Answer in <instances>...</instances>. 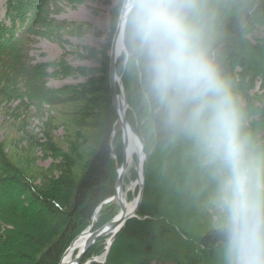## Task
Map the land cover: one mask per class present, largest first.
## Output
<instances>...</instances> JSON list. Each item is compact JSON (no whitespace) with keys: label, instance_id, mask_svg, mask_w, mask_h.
<instances>
[{"label":"trees","instance_id":"trees-1","mask_svg":"<svg viewBox=\"0 0 264 264\" xmlns=\"http://www.w3.org/2000/svg\"><path fill=\"white\" fill-rule=\"evenodd\" d=\"M61 1L7 0L5 21L0 24V104L10 112L8 105L20 103L15 112L25 134L31 133L28 120L36 116L41 122L45 140L41 147L54 161L51 167L56 172L48 177L42 172V181L37 184L12 161L0 142V194L6 193L0 195V264H60L73 241L89 227L98 208L116 192L117 166L113 157L117 155L122 163L124 148L120 133L113 146L118 141L122 146L118 145L117 153L112 150V126L117 117L111 99L109 56L103 54L104 60L100 61V53L86 50L87 56H80L82 59L100 63L92 68L74 67L66 55L35 65L30 56L33 36L61 40L62 35H71L67 34L69 30H82V26L57 19ZM66 1L70 5L82 3ZM200 3L211 55L231 85L244 132L264 146V93H253L258 83L264 88V37L259 36L264 34V0ZM255 33L259 34L250 41L248 37ZM124 45L126 54L119 60L117 72L129 103L127 122L144 146L145 186L137 218L119 232L103 264H222L218 211L211 202L216 188L211 166L204 163L193 140L168 123L164 108L149 86L146 60L131 38L129 19ZM78 77L87 80L59 89L48 85L53 79ZM30 107L34 108L31 114L36 115L22 118L23 111ZM98 107L105 109L99 129L90 125L92 110ZM60 121L71 125L75 135L65 131L63 141L56 137ZM92 130L97 134H91ZM95 138L100 141L78 175L77 157ZM172 172L181 176L187 172L201 179L187 186L194 192L187 202L180 187L172 181L167 183ZM163 186L177 199L163 204L151 197V187L162 191ZM111 207L102 206L97 229L113 219L108 213ZM100 239L82 264L104 252L106 240Z\"/></svg>","mask_w":264,"mask_h":264},{"label":"clouds","instance_id":"clouds-1","mask_svg":"<svg viewBox=\"0 0 264 264\" xmlns=\"http://www.w3.org/2000/svg\"><path fill=\"white\" fill-rule=\"evenodd\" d=\"M202 17L200 0H131L130 34L168 123L211 166L222 264H264V146L244 132Z\"/></svg>","mask_w":264,"mask_h":264},{"label":"rangeland","instance_id":"rangeland-1","mask_svg":"<svg viewBox=\"0 0 264 264\" xmlns=\"http://www.w3.org/2000/svg\"><path fill=\"white\" fill-rule=\"evenodd\" d=\"M80 1L82 3L70 5L66 0H62L61 3L59 4L61 8L60 9L61 12L57 16V19L60 21H66L70 24L77 25L75 27L82 26V30H80V32L77 30H69L67 34H71V35H62L63 39L61 40H48L43 37L33 36V41L30 46L31 47L30 56L33 58L35 65L57 61L63 55H66V60L70 65L74 67L92 68V67H99L100 63L97 62L95 59L93 60L82 59L80 56L82 57L87 56L86 50L100 53L99 58L97 59L100 61L104 60L103 54L106 53L108 56H110L112 42L116 30L118 28V24L120 21V17L123 13L126 0H80ZM6 4H7V0H0V24H2L5 21ZM76 33H78L79 36ZM258 34L259 33H255L254 35L248 37V39L250 41H254V36ZM259 36L264 37V34H260ZM86 80L87 79L83 77L66 79V80L53 79L50 80L48 85L52 89H59L64 86L83 84L86 82ZM253 93L254 94L259 93V95L264 93V88L261 87V83L257 84V88ZM19 105L20 103H16V102L11 105H8L7 108L10 110V112H8L5 108V105L0 104V142L5 145V151L12 157V161L15 164H17L19 168L25 170V172H27V174H29L34 179L35 182L37 181L38 184L42 181L41 180L42 175L45 174V176L47 177L56 175L55 169L54 168L52 169L51 167L54 161L48 156H46L45 149L41 147L42 146L41 144L45 142V140L43 139L44 133H42L41 122L36 119L35 116L36 113L31 114V112H34L33 107L32 108L30 107L28 111H26L27 110L26 108V110L23 111L24 115L22 116V118H25L26 115L29 117L35 116L34 118L32 117L33 119L28 120L27 123V125H32L31 127H29V131L31 133L25 134L24 132L21 131L22 121L17 119L18 114L15 112L16 111L15 107ZM24 107L25 106H22L20 108H22L23 110ZM128 110L129 109H127V111ZM92 111L94 113V118H91L90 125L92 127L97 126V129H99L101 127L100 124H102L101 123L102 118L105 116V112H104L105 109L104 108L101 109L98 107ZM117 122H118V118H116L115 125L112 126L113 134L111 136V141H112L113 153H117L119 151L118 145L119 147L120 145L122 146L121 141L116 142V144H114L113 146V142L116 139L118 140L117 135L121 133L120 132L121 129L119 125L117 129H115ZM70 126L71 125L67 124L66 122L63 123L60 121V123L58 124V129L54 132V135L56 137L62 138L61 139L62 141L66 133L75 135V130ZM67 129H69V131ZM96 132L97 130H92V132L90 133L96 135L97 134ZM91 141L92 142L88 146H86L77 157L78 175H80V172L82 171L83 163L89 159L92 152L94 151V148L99 143L100 138L99 139L95 138L92 139ZM113 158L114 161L116 162L117 172H118L119 168H121L123 164V159L121 161L122 163H120V159L118 158L117 155H114ZM137 166L138 164L135 159L134 163L130 165L127 172L125 173V177H124L125 191L136 181L137 175L135 170ZM49 171L51 172L48 174ZM42 172L44 174H42ZM198 177L199 176L197 175L196 178L191 177L190 174L187 172H185V174H183L182 176L177 175L176 172H172V174H170V176H168V178L166 179H167V183H170L172 181V184L174 183V185H176L177 188L178 187L181 188L182 198L187 202L190 196L189 194L192 195L194 193L193 191L189 190L187 186H189L191 183L193 184L197 181H201V179H199ZM139 191H140L139 188H135L134 191L129 192L127 194V201L131 203L135 199H137L139 195ZM5 194L6 193H4V195ZM0 195L1 197L4 196L3 193H1ZM151 197L155 198V200H157L158 202L161 201L163 204L169 202L171 203L175 199H177L175 198V196L169 193L166 187H164L162 191H160L158 187H151ZM104 203L98 208L91 222V224L94 226L92 232L97 231L96 225L98 222L99 213L102 209V206L111 204L112 207L111 210L108 211V213L109 214L112 213L111 217L113 219H115L120 213V207L117 204V202H111L108 204L107 203L104 204ZM167 206L168 208H170V211H172L171 205L170 207L169 205ZM169 214L172 217H175L174 213L170 212ZM216 215L219 218V214ZM215 219H217V217H215ZM91 224L83 232H87ZM26 232L29 233V231ZM110 236L111 235L104 237L100 240L103 241L106 240L107 242L109 239H111L109 238ZM77 238H79V236ZM106 242H105V247L103 249L104 252L101 253L100 257H98L101 258V260L97 261L96 258L93 259L96 260L94 262H99L103 264L108 259V257L105 261L103 259V257L106 256L105 254H107L108 251L106 248ZM17 251H18L17 249L14 250L13 254L16 255ZM91 263L93 262H89L88 264ZM17 264H22V263L20 261V263Z\"/></svg>","mask_w":264,"mask_h":264},{"label":"water","instance_id":"water-1","mask_svg":"<svg viewBox=\"0 0 264 264\" xmlns=\"http://www.w3.org/2000/svg\"><path fill=\"white\" fill-rule=\"evenodd\" d=\"M130 14H131V4L128 5V0H126L125 6L123 9V13L120 17L118 28H117L116 33L114 35V39H113L112 46H111L109 78H110V87H111V99H112L113 107H114V110H115V113H116L118 119H119L118 114H119L120 104H119V95H118L117 84H119V83L121 84V91L124 93V103H123L124 115L121 118V120H119L120 121L119 125L121 127L122 136H123L124 152L128 146L127 134L129 131H132L135 134V136L139 139L140 144H141L142 178L139 179V184H138V188L140 189V191H139V195L137 198V204H136V208H135L134 212L129 213V214L126 213L124 206H123V203L121 201L120 193L124 189V177H125V173L127 172L128 168H129V164H128L127 160L125 158H123V164H122L121 168H119V170H118L115 195L112 199H110L109 201L104 203V204H106V203L108 204L111 202H117V204L120 207V213L115 219H113L111 222H109L104 227L97 229V231H95V232H92V229L94 228V226L91 224L88 231L83 233L84 235L88 234V241H87L83 251L75 259L74 264H81L83 262L88 251L90 250V248L95 244V242L99 238H103V237H107V236L111 235L109 249H108L107 254L105 256V260H106L118 233L125 226L127 221H129L133 218H136V215L139 212V208L141 206V202H142V198H143V191H144V186H145V177H144L143 168H144V162L146 159V156L144 155V146H143L142 141L138 137L137 133L135 132V130L129 125V123L126 120V111L128 109L129 103H128V99H127L126 93H125L124 88H123L121 78L119 77V75L117 73V65H118L119 57H117L116 45L120 39H122L123 43H124L125 29H126L127 21L129 19ZM124 49H125V47H124ZM125 53H126V51H125ZM78 239L79 238H77L76 240H78ZM76 240L71 244L70 248L73 246V244L76 242ZM69 249L67 250L65 255L68 253ZM62 261L60 264H62ZM94 261H96V260L92 259L89 262H94ZM88 263H86V264H88Z\"/></svg>","mask_w":264,"mask_h":264},{"label":"bare ground","instance_id":"bare-ground-1","mask_svg":"<svg viewBox=\"0 0 264 264\" xmlns=\"http://www.w3.org/2000/svg\"><path fill=\"white\" fill-rule=\"evenodd\" d=\"M130 3H131V0H128V5ZM116 52H117V57H119V59L125 54L124 43H123L122 39H120L116 45ZM117 86H118L120 109H119V114H118L119 119H118V122L115 126V129H117L118 125L120 124L119 120H121V118L124 115V108H123L124 93L121 91V84L119 83V84H117ZM119 127H120V125H119ZM127 143H128V146L124 152L123 158H125L127 160L129 167L132 163H134L135 159H136L137 164H138V166L136 167V170H135L136 175H137L136 181L126 191L123 189L120 193L121 201L123 203L124 209H125L126 213L129 214V213L134 212V210L136 208V204H137V199H135L133 202L130 203L127 201V194L129 192L134 191L135 188H138L139 179L142 178V153H141L140 141L132 131H129L127 134ZM143 170H144V168H143ZM87 241H88V234L79 235V239L76 240V242L73 244V246L69 249L68 253L64 256L62 264H74L76 256L79 255L83 251ZM109 245H110V239L106 243L107 250L109 249ZM96 260L97 261L101 260V258H97Z\"/></svg>","mask_w":264,"mask_h":264}]
</instances>
